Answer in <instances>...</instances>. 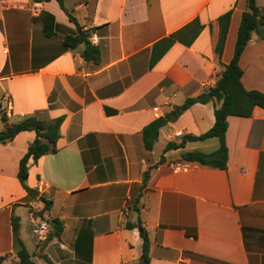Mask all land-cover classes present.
I'll return each mask as SVG.
<instances>
[{
    "label": "crops",
    "instance_id": "obj_1",
    "mask_svg": "<svg viewBox=\"0 0 264 264\" xmlns=\"http://www.w3.org/2000/svg\"><path fill=\"white\" fill-rule=\"evenodd\" d=\"M256 4L264 8V0ZM64 5L91 30L89 40L100 48L98 64L82 57V44L65 47L63 32L43 34L35 19L41 10L75 28L56 0H0V108L8 95V116H63L55 150L28 163L25 183L37 197L17 177L35 132L23 130L0 143V255L18 249L14 214L19 237L37 264H49L44 256L52 264H138L139 223L149 239L148 264H264V108L227 117L225 168L184 157L188 151H214L216 137L165 149L213 125V100L194 102L177 115L172 111L215 84L233 55L247 0H64ZM229 9L218 57L209 24L216 33V18ZM195 17L203 28L192 44L175 42L150 67L153 43ZM238 63L244 87L264 92V41L255 32ZM159 117L167 121L148 150L142 130ZM171 131L182 135L169 137ZM185 161L192 166L174 169ZM39 196L52 201L43 219L35 215L43 206ZM47 217L59 218L63 228L44 244L33 227Z\"/></svg>",
    "mask_w": 264,
    "mask_h": 264
},
{
    "label": "trees",
    "instance_id": "obj_2",
    "mask_svg": "<svg viewBox=\"0 0 264 264\" xmlns=\"http://www.w3.org/2000/svg\"><path fill=\"white\" fill-rule=\"evenodd\" d=\"M35 2L49 0H32ZM59 6L67 14L71 22L74 23V29H68L57 23L54 15L47 11L41 10L35 17L41 23L42 31L45 36H53L57 32H63V44L65 47L74 49L79 45H83L81 51L82 57L86 61L95 64L100 62V48L89 40L90 29H83L77 22L76 18L66 9L64 0H56ZM232 10L219 15L215 24L216 33L213 31V23L209 24L212 33L215 35L214 52L218 57L221 56L230 22ZM203 28V24L198 17H195L170 32L168 35L155 41L151 48L149 66L152 67L175 43L180 42L184 45H190L196 39ZM255 32L258 38L264 41V8H260L256 4V0H247V9L241 13L239 25L237 28L236 40L231 59L225 63L220 76L215 84L205 92L198 96L187 98L182 104L177 105L172 113L177 115L182 110L189 107L194 102L214 101V123L204 133L199 135H185L179 143H167L165 149L183 146L186 141L204 140L209 137L218 138V147L211 152H203L199 150L188 151L184 154L187 160L195 161L200 164L211 167L225 168L227 161V146L225 142V132L227 128V117L229 115L251 116L256 107L264 108V92L258 89H247L242 84L243 69L240 67L238 60L244 50L246 44ZM63 116L53 119H39L32 114H24L20 116H8L3 107L0 108V143H6L14 138V136L23 130H33L35 132L34 139L28 144L26 152L19 159L17 177L23 188L33 197H37V192L26 185L25 180L28 177L29 160L37 161L39 157L49 151L55 150V144L60 137V124ZM167 118L159 117L148 123L142 130V138L145 147L150 150L154 141L158 137L159 128L164 125ZM162 159V158H161ZM160 159V160H161ZM149 170L144 171L143 181L147 180ZM42 202V208L35 215L44 218L48 213L52 201L44 196H39ZM49 229L42 243H47L54 237H59L62 232V222L57 217L46 218ZM11 227L14 239L18 245L15 253L17 262L15 264H37L31 259V253L27 250L19 237L20 220L19 217L11 215ZM140 237L142 238V251L138 258V264L149 263V239L145 229L138 224ZM7 253L0 255V263L6 258ZM49 264L52 262L44 256Z\"/></svg>",
    "mask_w": 264,
    "mask_h": 264
},
{
    "label": "built area",
    "instance_id": "obj_3",
    "mask_svg": "<svg viewBox=\"0 0 264 264\" xmlns=\"http://www.w3.org/2000/svg\"><path fill=\"white\" fill-rule=\"evenodd\" d=\"M34 12L38 13L39 11L35 9ZM3 101H4V109L7 115H9V106L11 104V99L8 95H6L3 97ZM181 135H182L181 131H171L168 133L169 137H175V136H181ZM191 166H192V163L189 161L177 162L174 164V169L187 170ZM48 229H49V224L47 220H40L33 227V233L37 235L39 238H45L47 235Z\"/></svg>",
    "mask_w": 264,
    "mask_h": 264
},
{
    "label": "rangeland",
    "instance_id": "obj_4",
    "mask_svg": "<svg viewBox=\"0 0 264 264\" xmlns=\"http://www.w3.org/2000/svg\"><path fill=\"white\" fill-rule=\"evenodd\" d=\"M16 262H17L16 256L7 253L6 258L0 264H15Z\"/></svg>",
    "mask_w": 264,
    "mask_h": 264
}]
</instances>
